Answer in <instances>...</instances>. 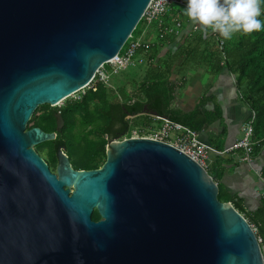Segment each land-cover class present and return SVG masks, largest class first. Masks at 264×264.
I'll return each instance as SVG.
<instances>
[{
  "label": "water",
  "instance_id": "95a60500",
  "mask_svg": "<svg viewBox=\"0 0 264 264\" xmlns=\"http://www.w3.org/2000/svg\"><path fill=\"white\" fill-rule=\"evenodd\" d=\"M151 2L0 0V264H264L249 220L175 145L108 138L94 169L62 145L56 173L36 150L57 131L30 127L35 111L88 87Z\"/></svg>",
  "mask_w": 264,
  "mask_h": 264
},
{
  "label": "trees",
  "instance_id": "16d2710c",
  "mask_svg": "<svg viewBox=\"0 0 264 264\" xmlns=\"http://www.w3.org/2000/svg\"><path fill=\"white\" fill-rule=\"evenodd\" d=\"M184 8L186 7L173 6L166 22L171 25L175 18L182 19L188 26L192 24L191 31L178 49L174 52L169 50L163 59L156 60L161 44L171 42L177 35L168 33L162 36L166 22L161 26L158 21L151 24L158 28L160 43L148 51H139L146 58H153L154 62L149 64L144 77L136 81L134 90H128L125 86L114 89L115 87L108 81L102 80L97 74L88 87L77 93L78 97H69L62 106L44 104L37 109L40 113L32 117L30 122H33V125L30 127L39 126L47 132L57 131L56 139L36 146L39 153L43 148L47 149L46 160L52 166L57 163L58 148L64 145L77 168L100 167L106 159L108 138L131 137L132 130L135 128L144 132L143 129L149 131L151 125L155 126L151 115L144 113L145 105L157 114L180 122L198 132L222 118L220 107L216 106L214 109L207 107L213 96L202 97L197 106L188 112H183L174 105L178 88L182 86V83L184 84L187 71L201 66L213 74L227 69L235 75L242 99L254 112L253 116L244 123L246 125L255 117L251 138L253 160L258 156H264V31L254 32L251 35L236 34L230 40H225L221 36L225 40L226 57H223L218 42L220 36L214 35L210 29L205 32L201 25L189 20L184 15ZM261 9L262 14L259 18L264 21V4L261 5ZM145 24L146 20L142 19L134 30L133 36L140 35ZM193 25H198V29L194 30ZM129 44L130 40L122 51L125 52ZM106 67L110 69L111 65ZM175 74L181 77L173 78ZM58 112H61L64 119L61 130L56 128ZM239 149L243 155L244 149ZM216 166L219 168V164ZM261 171L264 178V166ZM216 173L215 178L220 187L219 198L222 201L233 202L249 222L257 227V235L262 238L264 245V197L258 208L248 210L244 200L237 194L228 193L220 182L223 171L217 170ZM92 217L94 220L101 219L97 210Z\"/></svg>",
  "mask_w": 264,
  "mask_h": 264
},
{
  "label": "crops",
  "instance_id": "0c3cea01",
  "mask_svg": "<svg viewBox=\"0 0 264 264\" xmlns=\"http://www.w3.org/2000/svg\"><path fill=\"white\" fill-rule=\"evenodd\" d=\"M182 27L176 38L161 44L156 60L165 58L169 50L174 52L183 43L186 35L191 31L192 24L189 26L185 24ZM157 29L152 25L144 27L140 34L145 40L152 41V47L160 43ZM187 72L184 84L182 83L183 89L177 91L175 107L188 112L197 106L202 97L213 96L207 107L214 109L218 106L222 111V118L198 132L201 141L214 148L209 150L206 159L208 171L215 177L217 170L223 171L220 182L227 192L241 197L248 210L258 208L264 197V178L261 171L264 166V156H258L249 163L243 161L242 151L239 148L231 149L241 138L244 123L254 113L242 99L235 75L227 69L213 74L202 66L191 68ZM175 77L181 76L175 74L173 78ZM189 84L192 85L191 88L187 87ZM216 164H219V168Z\"/></svg>",
  "mask_w": 264,
  "mask_h": 264
},
{
  "label": "built area",
  "instance_id": "2783aa9c",
  "mask_svg": "<svg viewBox=\"0 0 264 264\" xmlns=\"http://www.w3.org/2000/svg\"><path fill=\"white\" fill-rule=\"evenodd\" d=\"M175 5L186 7V2L183 0H152L143 17V19L146 20L145 27L147 28L154 21H158V24L160 26L163 25V23L166 22L168 14ZM182 26L183 21L178 18H175L172 21L171 25H168L166 22V25L164 24L163 26L162 36L167 35L168 33H174L177 35L179 31L183 28ZM193 27L194 29H198L199 26L194 25ZM214 35L220 36L219 33H214ZM129 40L130 44L127 50L124 53L120 52L116 58L108 62L111 65L110 69L106 67V63L98 70L97 74L100 75L102 80L108 81L110 78V74L119 73L120 71L126 69L129 65H136L140 63L151 64L154 62L153 58H146L143 55H141L140 57L137 56L140 50L148 51L152 47V41L150 39L145 40L142 35H132ZM218 42L223 57H226L225 40L220 36L218 38ZM150 115L152 117V120L154 121V124L159 122L161 123V125L159 127L151 125L149 127L150 134L146 136L171 143L182 151H184L185 153H187L193 159L197 160L204 167H208L206 159L208 157L209 150H214V148L201 141L198 131L180 122L174 121L166 116H162L159 114ZM253 119H255V117L252 118V121H249L246 125L243 126V137L240 138L231 147V149H244L242 159L243 161L249 163H251L253 160V142L251 140L254 132ZM137 129L138 128L132 130L133 133L131 137L135 136L134 131ZM143 130L146 131L145 129ZM138 132L139 133L137 136L143 135L141 134V129H139ZM252 227L257 233V227L255 225H252ZM259 241L264 252V245L262 243L261 237H259Z\"/></svg>",
  "mask_w": 264,
  "mask_h": 264
},
{
  "label": "clouds",
  "instance_id": "9594fccd",
  "mask_svg": "<svg viewBox=\"0 0 264 264\" xmlns=\"http://www.w3.org/2000/svg\"><path fill=\"white\" fill-rule=\"evenodd\" d=\"M262 4L264 0H186L184 15L205 32L210 29L230 40L236 34L264 31Z\"/></svg>",
  "mask_w": 264,
  "mask_h": 264
},
{
  "label": "rangeland",
  "instance_id": "374dc122",
  "mask_svg": "<svg viewBox=\"0 0 264 264\" xmlns=\"http://www.w3.org/2000/svg\"><path fill=\"white\" fill-rule=\"evenodd\" d=\"M121 52L123 53L124 51H121ZM225 54H226V52H225ZM141 55H143V54L138 52L137 56L140 57ZM164 56H165V54H164ZM106 65H109V63H107ZM148 66H149V64L147 65V64H144V63H140V64H136V65H129L128 68L124 69L123 71H121L118 74H115V73L110 74V78L108 80V83L110 85H112L113 87H115L114 89H118V88H121V87L125 86L128 90H134L135 87H136V81H140V79H142L144 77V75L146 74V71L148 69ZM112 86H111V88H113ZM187 87L191 88L192 85L189 84ZM182 89H183V86H180L178 88L179 91L182 90ZM72 97H78V94L76 93ZM65 101L66 100H64L63 102H61L57 106H62ZM39 113H40V111H38V110L35 111L33 117L35 116V114L38 115ZM32 125H33V122H30L29 126H32ZM160 125H161V123H156L155 124L156 127H159ZM138 130H139V128L134 131V135L135 136L138 135V133H139ZM141 134H143L144 136L149 135L150 134V130L141 132ZM46 150H47L46 148H43L42 151L40 152V154L45 159H47V151Z\"/></svg>",
  "mask_w": 264,
  "mask_h": 264
},
{
  "label": "flooded vegetation",
  "instance_id": "af4514ba",
  "mask_svg": "<svg viewBox=\"0 0 264 264\" xmlns=\"http://www.w3.org/2000/svg\"><path fill=\"white\" fill-rule=\"evenodd\" d=\"M70 160H71V163H72V165H73V167L75 168V169H79V168H77L76 166H75V164H74V162L72 161V159L70 158ZM106 160V159H105ZM48 162V161H47ZM49 163V162H48ZM104 163V162H103ZM102 163V164H103ZM57 164H58V159H57V163H56V165L55 166H52L50 163H49V167H50V170L53 172V173H56L57 172ZM102 164L100 165V166H102Z\"/></svg>",
  "mask_w": 264,
  "mask_h": 264
}]
</instances>
